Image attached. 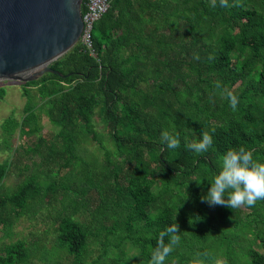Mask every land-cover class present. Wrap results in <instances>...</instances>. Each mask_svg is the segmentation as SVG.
Wrapping results in <instances>:
<instances>
[{
    "label": "trees",
    "instance_id": "trees-1",
    "mask_svg": "<svg viewBox=\"0 0 264 264\" xmlns=\"http://www.w3.org/2000/svg\"><path fill=\"white\" fill-rule=\"evenodd\" d=\"M229 5L221 8L219 0H112L94 26L95 56L83 43L76 44L51 64L64 77L48 73L22 84L25 116L4 121V143L9 145L19 131L33 142L29 152L51 171L57 164L67 171L68 183L53 181L46 196L49 205L59 199L64 205L55 231L73 264H106L107 249L97 260H86L90 239L103 233L119 241V248L130 243L150 264L159 232L175 222L180 242L165 264L179 257L188 261L180 252L191 245L199 246L200 255L209 253L210 240L231 245L218 235L200 189L207 193L230 148L244 146L264 162V0H229ZM217 82L238 96L235 109L216 89ZM6 94L0 86V102ZM97 109L113 150L97 131ZM42 116L54 128L49 136L42 135ZM162 131L179 133L180 146L168 150L161 145ZM205 131L213 136L209 150H188L186 144ZM88 136L103 151L101 167L80 155ZM10 165L0 166V182ZM41 195L35 177L13 193H0V230L34 214ZM90 206L93 226L75 220ZM247 208L256 224H245L243 234L248 229L250 240H260L263 250L250 247L247 264H264V200ZM234 223L239 227L242 221ZM227 255L232 261L229 249ZM30 263L24 241L0 252V264ZM110 264L125 262L117 255Z\"/></svg>",
    "mask_w": 264,
    "mask_h": 264
},
{
    "label": "rangeland",
    "instance_id": "rangeland-1",
    "mask_svg": "<svg viewBox=\"0 0 264 264\" xmlns=\"http://www.w3.org/2000/svg\"><path fill=\"white\" fill-rule=\"evenodd\" d=\"M79 43H82V39L77 44ZM22 84L24 83L16 80L0 81V86H4L7 91L5 99L0 102V166L7 161L11 162L7 176L0 182V193H13L22 182L30 177H35L42 190V195L35 204L34 214L31 213L22 217L11 229L0 230V252L7 245L24 241L31 253L30 264H73V258L65 249L59 247L55 231V220L59 213H64V205L61 199L49 205L46 196L53 181L68 183L65 180L67 171L59 170L60 165L58 164L52 167L51 171L43 164L40 156L29 152L33 142L27 136H21L19 131L9 141L10 146L4 143L5 135L2 130L4 121L10 117L22 121L25 116L24 109L27 98L24 96ZM40 123L43 126L42 135L49 136L54 130L53 126L44 116L41 117ZM95 124L97 131L102 135L104 145L113 150V145L99 109L96 111ZM80 155L86 163H94L97 167H101L105 163L100 145L94 142L91 136H88L84 141ZM200 192L202 195L206 194V190L202 187ZM67 204L68 202H65V205ZM93 208V206H90L87 211L75 215V220L87 226H93L91 215ZM209 215L216 228L220 230L218 235L225 236L226 239L232 242L231 245L221 246V240H210L212 248L209 253L204 252V255H200L197 244L191 245L187 251L182 250L180 252L183 255L185 253L184 256L189 259L188 261L183 263V259L179 257L170 264H231V262L232 264H247L249 262L247 253L250 247L263 252L260 248V240H250L252 235L248 232V229L243 234L242 228L245 224L251 223L252 227L256 224V215H254L252 209L241 206L235 209V212L229 213L227 207L217 205L210 207ZM238 219L242 221L239 227L234 223ZM97 232L95 231V233ZM118 242L112 237L107 240L104 233L101 234L100 238L93 236L90 239L88 256L86 257L87 262L91 263L97 260L107 249L109 256L106 259V264L112 263L117 255L123 257L125 264H145L139 251L133 248L130 243L126 242L119 248L117 247ZM189 242L194 243L193 240H189ZM228 249L233 257L232 261L229 260L227 255ZM210 254H213L212 259L209 258Z\"/></svg>",
    "mask_w": 264,
    "mask_h": 264
},
{
    "label": "water",
    "instance_id": "water-1",
    "mask_svg": "<svg viewBox=\"0 0 264 264\" xmlns=\"http://www.w3.org/2000/svg\"><path fill=\"white\" fill-rule=\"evenodd\" d=\"M83 0H0V81H37L81 39Z\"/></svg>",
    "mask_w": 264,
    "mask_h": 264
},
{
    "label": "clouds",
    "instance_id": "clouds-1",
    "mask_svg": "<svg viewBox=\"0 0 264 264\" xmlns=\"http://www.w3.org/2000/svg\"><path fill=\"white\" fill-rule=\"evenodd\" d=\"M213 6H216L215 2ZM219 6L228 8L229 0H219ZM194 58L199 59V56ZM215 87L226 97L229 106L235 109L239 102L238 96L231 91L224 92L219 82ZM214 131L213 129L212 132ZM180 140L179 133L175 131H162L160 134V143L168 150L177 149ZM212 145L213 136L205 131L201 133L199 140L187 143L186 148L195 154H201L207 152ZM209 184L210 187L201 200L210 207L219 205L232 210L241 206H254L257 201L264 200V162L254 159L252 151L244 146L230 148L223 154L220 170ZM179 233V225L176 222L159 232L150 264H165L174 246L180 242Z\"/></svg>",
    "mask_w": 264,
    "mask_h": 264
},
{
    "label": "built area",
    "instance_id": "built-area-1",
    "mask_svg": "<svg viewBox=\"0 0 264 264\" xmlns=\"http://www.w3.org/2000/svg\"><path fill=\"white\" fill-rule=\"evenodd\" d=\"M112 0H83L84 12L82 15L84 29L82 43L92 56L96 55L93 43V30L95 24L108 12Z\"/></svg>",
    "mask_w": 264,
    "mask_h": 264
}]
</instances>
